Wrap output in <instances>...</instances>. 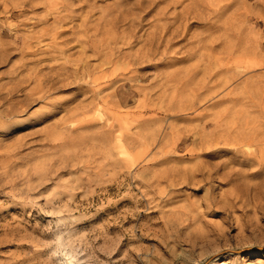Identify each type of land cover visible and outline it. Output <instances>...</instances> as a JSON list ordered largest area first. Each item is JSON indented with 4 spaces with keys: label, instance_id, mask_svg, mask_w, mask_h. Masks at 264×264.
<instances>
[{
    "label": "rangeland",
    "instance_id": "374dc122",
    "mask_svg": "<svg viewBox=\"0 0 264 264\" xmlns=\"http://www.w3.org/2000/svg\"><path fill=\"white\" fill-rule=\"evenodd\" d=\"M0 264H264V0H0Z\"/></svg>",
    "mask_w": 264,
    "mask_h": 264
}]
</instances>
